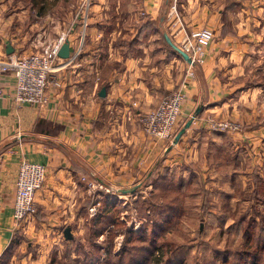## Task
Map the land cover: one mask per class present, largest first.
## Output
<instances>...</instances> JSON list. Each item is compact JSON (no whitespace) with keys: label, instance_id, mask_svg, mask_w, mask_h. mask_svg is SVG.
Instances as JSON below:
<instances>
[{"label":"crops","instance_id":"0c3cea01","mask_svg":"<svg viewBox=\"0 0 264 264\" xmlns=\"http://www.w3.org/2000/svg\"><path fill=\"white\" fill-rule=\"evenodd\" d=\"M33 4L44 30L50 22L57 26L56 38L65 34L70 54L55 61L53 75L61 84H50L43 106L16 103L14 77L4 76L0 264H54L82 257L81 251L62 249L78 235L83 241L97 197L110 207L113 195H122L119 190L153 179L158 167L175 166L177 160L194 169L201 161L205 166L221 153L230 154L215 166L221 170L229 164L232 170L243 161L237 154L242 138L251 143L252 152L257 150L259 138L210 131L206 117L246 124L253 111L250 102L264 98V48H247L255 37H264V28L258 33L254 28L263 18L264 0H0V57L7 55L8 44L12 53L21 55L42 49L41 35L35 42L28 38L36 22L25 5ZM172 10L176 15H169ZM179 27L186 32L208 28L214 34L192 76L187 75V62L164 38L167 34L179 43ZM102 87L104 97L99 96ZM177 90L184 100L176 130L199 110L178 144L167 151L169 142L143 133L140 117ZM22 160L43 164L46 176L34 196L36 213L18 227L13 219L14 182ZM248 164L252 168L246 181L260 182L253 185L254 196L264 197V176L255 172L261 161L252 157ZM230 173L232 181L239 179L238 172ZM231 189L225 196L233 199ZM66 227L71 240L62 237Z\"/></svg>","mask_w":264,"mask_h":264},{"label":"rangeland","instance_id":"374dc122","mask_svg":"<svg viewBox=\"0 0 264 264\" xmlns=\"http://www.w3.org/2000/svg\"><path fill=\"white\" fill-rule=\"evenodd\" d=\"M25 7L29 9L31 20L36 22L28 36L29 42H35L41 35L40 42L45 46L60 36H54V29L57 27L54 23L48 22L45 30L42 28L44 22L37 18V4ZM260 16L263 18L255 22L256 33L264 28V13L261 12ZM43 31H46L45 34ZM160 44H165L163 39H160ZM247 48H264V37H255ZM176 54L179 55L177 52ZM250 103L253 111L249 113L246 124L243 120L214 117L216 120L232 122L237 128L229 131L208 129L218 133H251L250 138H259L256 141L257 150L254 148L253 152L247 139L240 140L237 156L243 158L241 164H235L234 169L229 171L228 168L232 166L229 164L227 168L219 170V166H215L217 160L230 157V154L221 153L213 164L203 166L204 161L194 164L196 170L192 174L188 171L194 169L189 164L177 160L175 166L158 167L155 177L139 182L134 193L122 194L120 197L113 195L114 199L108 211L102 209L105 205L102 197H97L99 202L96 201L91 209L92 219L98 212H105L100 225H97L99 227H89L90 220L89 226L85 228L83 241L79 240L81 236L78 235L71 246L62 249V253L81 251L82 257L67 258L54 264H128L133 261H129L130 258L138 261L143 259L145 264H152V257L163 258L162 261L170 257L174 264H222L225 259L236 260L237 257L230 255L233 250H229L241 249L238 238L242 229L234 227L238 219L242 216L249 218L253 212L248 208L253 205L260 212H264V197L254 196V189L260 182L254 179L246 181V173L252 168L248 161L252 157L260 159L261 164L259 168L256 165L255 172L264 176V98L257 96ZM212 117H206L207 121ZM194 118H197V114ZM176 129L174 135L180 128ZM172 139L167 141L169 146L172 145ZM215 154H218L216 150ZM231 171L238 172L239 179L232 181ZM229 186L232 187L230 191L234 195L233 199L225 196ZM237 203H241L240 208ZM111 210L113 211L110 213ZM254 214L260 222H264L262 216L255 211ZM99 231L102 236H98Z\"/></svg>","mask_w":264,"mask_h":264},{"label":"built area","instance_id":"2783aa9c","mask_svg":"<svg viewBox=\"0 0 264 264\" xmlns=\"http://www.w3.org/2000/svg\"><path fill=\"white\" fill-rule=\"evenodd\" d=\"M169 15H176L174 10ZM179 38L176 43L191 60L187 62V75L192 76V68L199 64L204 53V45L212 42L213 31L200 28L186 32L181 27L175 33ZM65 34H61L55 41L47 43L39 52L27 55L12 53L0 57V96L3 95L2 82L4 76L14 77L13 98L16 103H27L43 106L48 102L47 90L50 84L59 87L61 82L54 73V63L59 58L57 52L65 41ZM184 94L181 90L161 98L157 106L142 114V130L148 136L159 141H171L177 122L181 115V105ZM208 127L217 131L236 129L237 125L229 121L216 120L212 117ZM46 168L43 164L22 160L17 169L14 182L15 197L13 202V219L16 226H21L25 220L36 213L34 196L45 180Z\"/></svg>","mask_w":264,"mask_h":264},{"label":"trees","instance_id":"16d2710c","mask_svg":"<svg viewBox=\"0 0 264 264\" xmlns=\"http://www.w3.org/2000/svg\"><path fill=\"white\" fill-rule=\"evenodd\" d=\"M237 204H238L237 207L240 208L241 203H237ZM102 209L104 211L110 210V208L107 207L106 204L104 205V207H102ZM248 209H250V212H253L250 214V217L249 218H247L248 216L240 217L238 219V223H236V225L234 226L236 228L238 227V229L239 228L242 229L241 230L242 233H240V236H239L240 238H238L239 239L238 246L241 249H237L236 251V248H232L229 250V251L231 250L235 251V252L232 251L230 255L235 258L237 257V259L229 260V261L225 259L223 260L222 264H264V222L262 223L256 218L254 211L258 213L260 216H262L263 221H264V212H260L258 210V207H256L255 205L249 207ZM104 211L98 212L97 216L91 220V224L89 227L93 226L94 228L96 226L95 229L99 227L97 225H100L101 219L105 216ZM112 211L113 210H111L110 213ZM247 220L249 221L247 222ZM97 234L99 236L102 233L99 231ZM92 235H94V233H92ZM86 255L87 254H85V257ZM142 260L143 259H140V261H138L136 259L130 258L129 261H131V263H128V264H145L146 261L143 262ZM162 260L163 258L160 259V257L159 258L152 257V262H153L152 264H174V263H171L170 257L169 259L166 258L164 261Z\"/></svg>","mask_w":264,"mask_h":264},{"label":"water","instance_id":"95a60500","mask_svg":"<svg viewBox=\"0 0 264 264\" xmlns=\"http://www.w3.org/2000/svg\"><path fill=\"white\" fill-rule=\"evenodd\" d=\"M164 38H165V40H166V42L169 44V46L175 51V52H177L186 62H191V60H190V58H189V56H188V54L186 53V52H184L179 46H177L170 38H169V36L167 35V34H164ZM70 50H69V41L68 40H65L62 44H61V46H60V48H59V50H58V52H57V56L59 57V58H62V59H66V58H68L69 57V54H70V52H69ZM12 52H13V47L10 45V44H8L7 46H6V53H7V55H9V54H12ZM105 93H106V89L104 88V87H102L101 88V90H100V92H99V96L100 97H104L105 96ZM197 110H199V109H197ZM195 111V114L190 118V119H188L184 124H183V126L175 133V135H174V137H173V139H172V145H175V144H177L178 143V141H179V139L181 138V136L183 135V133L186 131V129H188L189 128V126L191 125V123H192V120H193V118L196 116V114H197V112L198 111ZM171 145V146H172ZM171 146H168V148H167V151L168 150H170L171 149ZM138 186L139 185H135V186H133L132 188H128V189H122V190H119L118 192L120 193V194H127V193H134L136 190H137V188H138ZM63 237H64V239H66V240H71L72 238H73V236H72V234H71V229H70V227H66L64 230H63Z\"/></svg>","mask_w":264,"mask_h":264}]
</instances>
